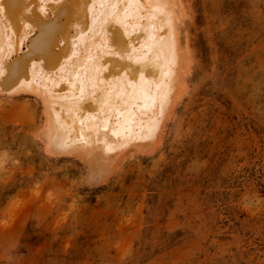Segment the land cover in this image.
Here are the masks:
<instances>
[{"label":"rangeland","instance_id":"374dc122","mask_svg":"<svg viewBox=\"0 0 264 264\" xmlns=\"http://www.w3.org/2000/svg\"><path fill=\"white\" fill-rule=\"evenodd\" d=\"M83 1L0 7V264H264V0Z\"/></svg>","mask_w":264,"mask_h":264},{"label":"bare ground","instance_id":"6f19581e","mask_svg":"<svg viewBox=\"0 0 264 264\" xmlns=\"http://www.w3.org/2000/svg\"><path fill=\"white\" fill-rule=\"evenodd\" d=\"M5 1L6 0H0V7H1V10H2V14H3V17H5V19L7 20V17H6V13H7V8H6V6H5ZM15 2H18V0H11V3H15ZM33 3H35L33 6H31L29 9H28V7H29V5H32ZM35 5H36V1H34V0H23V7L25 8V10H24V12H23V16L25 17V22L23 23V25L21 26V29H20V32L22 33L23 31L25 32V30H26V27H27V25L28 24H33L34 26L37 24V23H39V24H46V26H45V28L46 29H48V28H50V27H52V28H58L59 29V31H61V35H62V37H64L65 35L67 36L68 34H69V32L74 28V26H75V24L78 22V21H82V20H84L89 14V10H88V8H87V6H86V4L84 3V1L83 0H63V1H61L60 3H58V4H56V5H54L53 7H52V11H53V13H54V17L53 18H55V16L57 15V13L59 12V11H61L62 9H64V8H66L65 10H67V15H68V19L67 20H65L64 22H62V23H52V22H50L49 21V19L46 17V16H44V14H42L39 10L38 11H35L34 9H35ZM123 9V8H122ZM126 8H124V10H125ZM64 10V11H65ZM124 10H122L124 13L126 12V11H124ZM126 10H128V9H126ZM128 12V11H127ZM126 12V13H127ZM21 17H22V14H21ZM7 23H8V25L10 26L9 28H10V30H11V32L15 35L16 33H15V31L13 30V28H12V26L9 24V22H8V20H7ZM36 23V24H35ZM110 28H109V25L108 26H106V32H107V30H109ZM114 30H119L118 29V26L117 25H114ZM107 34V33H106ZM57 34L56 33H53V36H52V39H51V41H52V45H54V44H56L58 41H57ZM113 38L114 39H116L115 40V44L117 43V45H118V48H122V45H123V41H122V39L120 38V37H118L117 36V38H115L114 36H113ZM50 41V42H51ZM49 44V41H48V39L47 38H44V39H41V40H39L38 41V43H36L35 44V46H34V51H45V53H47V45ZM65 44V43H64ZM64 44L62 45L63 47H61L59 50H62L63 48H64ZM70 47V49H69V52H68V54H67V56H65L62 60H61V62H60V65L61 64H63V63H65V61H67V59H69V57L72 55V48H71V46H69ZM30 51H29V49L27 50V51H25L20 57H18V58H21V57H23L24 55H26L27 53H29ZM92 54H94V53H92ZM92 54H91V56H92ZM54 55H55V53H54ZM90 58V57H89ZM43 59L47 62V56H44L43 57ZM91 59H92V57H91ZM15 60H17V59H14V60H10L9 62H8V64H7V68H6V71H5V74L0 78V88L3 90V91H5V93L6 92H8V93H10V92H14V91H16V90H20V89H23L24 90V88H25V83H27V82H29L31 79H32V77H33V61L27 66V69H26V74L25 75H23V76H21L20 78H19V80L17 81V83L15 84V85H13L12 87H10V88H8V89H6V88H4L3 87V85L5 84V83H9V81H10V75H11V71H10V66H11V64H13L14 62H15ZM117 62H119L120 63V59H118V61ZM111 68V70H112V67H110ZM109 69V68H108ZM134 69H135V67L134 66H132V67H130V70H127L130 74H131V72H132V74L131 75H129L128 74V72L125 74V73H121V71L119 72V70L117 71V72H119V74L117 73L116 75H118L117 77L118 78H121V77H123V76H126V75H128V77H129V79L127 80V76L125 77L126 79H125V81H128V82H130V80H134V81H136V82H138V84H139V82L141 81V79H140V76H139V72H137V71H134ZM111 70H108V72L107 73H109V72H111ZM121 70V69H120ZM123 70V69H122ZM123 72V71H122ZM95 73H96V71H95ZM100 73V72H99ZM107 73H105L104 72V74H106V75H108ZM121 73V74H120ZM101 74V73H100ZM100 74H99V76H100ZM95 76V74L94 73H90V74H87V77L91 80L92 79V77H94ZM108 76H110V75H108ZM102 77V76H101ZM100 77V78H101ZM106 77V76H105ZM73 81H71L70 83H69V85H70V88H72V89H78V90H80V89H82L83 87H84V82H83V80H82V76L81 75H74L73 76ZM103 80V79H102ZM122 80V79H121ZM120 79H118V80H116L115 82H113V83H115V86H116V82L117 81H121ZM123 80H124V77H123ZM103 81H101V83H102ZM105 82V81H104ZM106 82H108V80H106ZM112 82V81H111ZM110 82V83H111ZM132 83H131V86H130V88L132 87V84L134 83L135 84V82H133V81H131ZM121 83V82H120ZM123 83V82H122ZM122 83H121V86L120 87H124L123 85H125L124 83H123V85H122ZM127 83V82H126ZM104 83H102V85H103ZM118 84V83H117ZM133 84V85H134ZM8 85H11V84H8ZM107 85V84H106ZM105 84L103 85V88L105 89V87H107V90L108 89H111V87L110 86H106ZM137 85V84H136ZM135 85V88H141V86H136ZM29 86V85H28ZM128 86V85H127ZM91 87H92V85H91ZM108 87H110V88H108ZM129 87V86H128ZM103 88H99V89H103ZM117 88H119L118 87V85H117ZM125 88V87H124ZM133 88V87H132ZM131 88V89H132ZM93 89V88H92ZM114 89H115V87H114ZM121 89V88H120ZM119 89V90H120ZM83 90V89H82ZM106 90V91H107ZM122 90H123V88H122ZM130 89H128V91H129ZM133 90V89H132ZM134 90H137V89H134ZM141 90H143L142 88H141ZM140 90V91H141ZM2 91V92H3ZM21 91V90H20ZM25 91V90H24ZM98 91V90H97ZM97 91L96 92H94V93H96V95L98 96H96L97 97V100L95 99V101H89V102H87V103H84V106H82V108H86L87 106H89V105H93V107L95 108V111L96 110H98V109H100L101 110V108L103 107V108H105L104 107V103L106 102V98H108V96L106 95L107 94V92H106V94H105V91L104 90H102L101 91V93H98L97 94ZM113 91V90H112ZM112 91L110 92V93H112ZM121 91V90H120ZM127 91V93L129 94V92ZM99 92V91H98ZM131 92V94H134V91H133V93H132V91H130ZM136 92H138V91H136ZM116 93V92H115ZM114 92L112 93V94H110V95H113L114 96V94H115ZM139 93V92H138ZM137 93V94H138ZM89 94H90V92H89ZM109 94V93H108ZM118 94V93H117ZM120 94H122V92H120ZM127 94V95H128ZM131 94H129L130 96H131ZM92 95V94H91ZM116 95V94H115ZM123 95V94H122ZM128 95V97H130ZM107 96V97H106ZM113 96H110V98L111 97H113ZM118 96L120 97L121 95H119L118 94ZM118 96H114V98H117ZM123 96H126V94L125 95H123ZM135 98L134 99H136L137 98V96L138 95H133ZM132 96V97H133ZM118 97V98H119ZM128 97H123L124 99H127V100H125V101H128ZM110 98H108L107 100H109L110 101ZM117 98V100H123V99H121V97H120V99H118ZM131 98V97H130ZM129 98V99H130ZM92 99H93V97H92ZM112 99V101H110L112 104H111V107L113 106L114 107V109L112 108L111 110L112 111H115V109H117V111H119L120 109V107L121 106H119L118 104H119V101H118V103H117V101L116 100H114V101H116V103H117V105H116V103H114L113 102V98H111ZM109 101H107L108 102V104H109ZM124 101V100H123ZM122 101V104L125 102H123ZM86 102V101H85ZM117 106H115L114 104ZM121 103V102H120ZM128 103H129V101H128ZM107 103H105V105H106ZM108 104H107V106H108ZM125 104V103H124ZM127 104V103H126ZM121 105V104H120ZM109 107H110V104H109ZM106 109H108V108H106ZM107 111V110H106ZM105 111V112H106ZM102 113H103V111H101ZM112 113V112H111ZM118 114H120V111L118 112ZM110 115V114H109ZM89 116H91V115H87V117H89ZM101 116V115H100ZM67 117V116H66ZM105 117V116H104ZM90 118V117H89ZM107 118H109V117H107ZM90 126V125H89ZM120 126V125H119ZM119 132V131H118Z\"/></svg>","mask_w":264,"mask_h":264}]
</instances>
